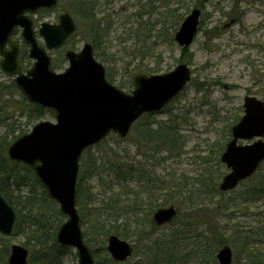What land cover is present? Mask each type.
Masks as SVG:
<instances>
[{"label": "rangeland", "instance_id": "rangeland-1", "mask_svg": "<svg viewBox=\"0 0 264 264\" xmlns=\"http://www.w3.org/2000/svg\"><path fill=\"white\" fill-rule=\"evenodd\" d=\"M194 7L202 9L200 31L184 51L174 37ZM63 11L73 16L77 30L63 49L52 52L58 72L68 65L65 49L79 51L85 42L97 45L94 55L108 79L126 92L134 88L137 73L161 74L180 63L192 71L186 89L162 111L144 114L127 137L111 133L82 156L78 211L96 264H219L216 253L225 244L233 251L232 264L264 262V162L235 189H219L230 171L221 155L232 126L244 115V98L264 99V0H59L55 9L32 14L36 29L44 21L58 22ZM12 38L20 55L28 56L20 28ZM31 62L24 61L23 69ZM12 81L0 68V138L29 132L41 120L55 121L52 113L31 118L30 103ZM21 173L13 183L23 230L0 235V251L19 244L37 257L41 249L56 255L58 242L52 238L48 242L55 247L34 248L29 240L38 208L26 203L33 180L27 177L20 185ZM34 191L42 195L41 188ZM40 198L46 213L59 209L49 196ZM171 205L176 217L157 226L153 213ZM98 213L118 218L111 234L133 246L124 262L113 260L108 237L95 232L92 218ZM62 247L61 264H77L76 249Z\"/></svg>", "mask_w": 264, "mask_h": 264}, {"label": "water", "instance_id": "water-1", "mask_svg": "<svg viewBox=\"0 0 264 264\" xmlns=\"http://www.w3.org/2000/svg\"><path fill=\"white\" fill-rule=\"evenodd\" d=\"M58 0H0V61L4 73L16 75L19 91L34 104L51 109L55 122L44 120L35 124L29 133L15 139L8 146L11 160L22 162L35 170L49 196L56 200L67 219L60 225L57 240L62 245L76 248L78 264H95L91 248L83 237L81 218L76 206V186L83 151L114 132L125 138L132 124L144 113L162 110L182 92L191 78L186 63L161 74L137 73L134 89L128 93L106 78L104 65L86 42L80 51L67 49L69 65L56 72L48 50L60 48L76 31L77 24L68 11L59 15L58 23L43 22L39 34L45 45L39 44L30 13L41 8H55ZM201 9L194 8L183 20L175 34L182 47H189L198 32ZM30 45L33 66L23 72L18 62L19 47L11 39L15 28ZM7 45L9 48H7ZM245 114L232 127L233 138L221 160L230 171L219 185L229 191L251 177L264 161V100L246 96ZM252 143L238 144L240 139ZM174 206L159 208L153 214L157 225L170 223L176 216ZM16 220L14 208L0 193V233L11 234ZM108 251L112 257L125 261L132 255L130 243L117 235L108 237ZM28 249L13 244L8 264H28ZM216 258L219 264H232L233 251L222 246ZM257 264H264L259 262Z\"/></svg>", "mask_w": 264, "mask_h": 264}, {"label": "trees", "instance_id": "trees-1", "mask_svg": "<svg viewBox=\"0 0 264 264\" xmlns=\"http://www.w3.org/2000/svg\"><path fill=\"white\" fill-rule=\"evenodd\" d=\"M92 4H93V8H94V3L92 2ZM87 12L89 13V12H91V10H89V8H87ZM90 14L92 16V13H90ZM93 46L96 47L97 45L94 43ZM184 51H185V49H184ZM23 60L24 61L29 60L28 56H27V51H26V53H24L22 55V58H21L22 63H24ZM53 66L55 68L59 67V65L56 62L53 63ZM12 86L16 90L15 84L13 81H12ZM30 106L33 109L30 117L33 119L41 118V117L45 116L47 113H52L50 110H48L44 107H41L39 105L30 104ZM24 132H25V130H20L19 134L13 135L12 139H9V138L7 139V137L0 138V192L5 197V199L14 207L16 206L17 203L19 204L20 200L15 198L18 195L14 192V190H16V189H14L13 180L14 181L16 180V174L19 175V173L21 171H24L25 172L24 175H22V173L20 175V176H22V178H21L22 181L20 182V185H23L26 183L25 180L27 177H29L33 180V185L31 186L32 188H30L31 193L29 194L28 199L26 200V203L28 202L32 207L34 206V207L38 208L37 214H34V218L32 219V222L30 225L31 227H34V229L31 231L34 235L30 236L29 240H32V239L34 240V245H33L34 248H36V246L38 248L39 247L44 248L45 245H47V247H49L52 244L54 246V243H55L54 241H57L56 240L57 229H58L59 225L62 223V219H63L62 213L57 208L55 201H53L52 199L50 200L48 198L47 192H46L45 188L43 187V185L41 184L38 177L36 176V174L34 173V170L30 167L25 166L22 163L11 161L7 155L8 145L16 137H18L20 134H22ZM37 187L41 188V191H42L41 194L42 195H38L36 193V191H34V189H36ZM77 193H78L77 194V203L79 206H81L83 204L82 197H81L82 196V185H81V183L77 184ZM41 196L46 197L48 200H50V202L54 206H56L54 213H50V212L46 213L45 211H43L41 209L44 202L39 207V202H40ZM87 196H88L90 201L93 200L92 194H88ZM15 209L17 210L18 213L21 212V210L17 209V207H15ZM118 221H119L118 218L107 219L105 216H103L102 213H98L92 218V226L94 227V230L96 233H99V231H98L99 229H100V231H102L103 236H104L103 240H105L109 236V234L115 233L114 232L115 230H113L114 227H111V225H114ZM123 221L125 223V220H123ZM126 222H127V220H126ZM19 223L20 222H19V216H18L12 234H15V233L23 230L22 228H20L21 226L19 225ZM121 236L123 237V234ZM50 238H52L54 240L52 243L48 242V239H50ZM31 243H32V241H28L27 245H30ZM55 249H56V253H58L56 255L54 253L49 254V252H46L45 250L41 249L38 252V257L34 256V253H32L33 251H31V254L29 255V264H61L60 259H61V256L63 253L62 250L64 249V247H62L61 245H58V243H57V246L55 247ZM8 252H9V250L7 247L0 251V264H7L6 257L8 256ZM51 255H53L52 259H50V263H48L49 257ZM178 257H176V258H178ZM171 259H174V258H171Z\"/></svg>", "mask_w": 264, "mask_h": 264}]
</instances>
